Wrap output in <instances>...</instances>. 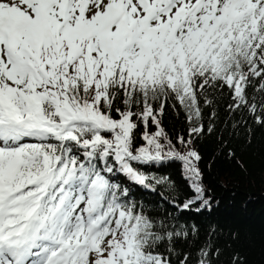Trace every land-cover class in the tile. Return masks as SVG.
<instances>
[{"label":"snow or ice","instance_id":"obj_1","mask_svg":"<svg viewBox=\"0 0 264 264\" xmlns=\"http://www.w3.org/2000/svg\"><path fill=\"white\" fill-rule=\"evenodd\" d=\"M252 124L264 0H0V264H218L182 220L210 203L196 142ZM175 162L189 194L152 171Z\"/></svg>","mask_w":264,"mask_h":264},{"label":"trees","instance_id":"obj_2","mask_svg":"<svg viewBox=\"0 0 264 264\" xmlns=\"http://www.w3.org/2000/svg\"><path fill=\"white\" fill-rule=\"evenodd\" d=\"M162 123L173 137L185 133L183 116L177 117L171 108L166 109ZM251 128L247 139L243 136L232 139L223 150L215 136L196 142L202 157L199 167L203 185L210 203L199 211L193 207L184 212L182 220L197 225L201 239L215 228L218 243L223 248L218 264H230L233 254H238L243 264H264V128L254 124ZM228 149L235 152L234 157H228ZM152 171L170 174L181 191L189 194L187 183L181 177L180 163L156 166ZM131 191L145 203L160 199L139 187L134 186ZM148 206L151 208L152 204ZM165 207L161 203L158 210L163 212Z\"/></svg>","mask_w":264,"mask_h":264}]
</instances>
